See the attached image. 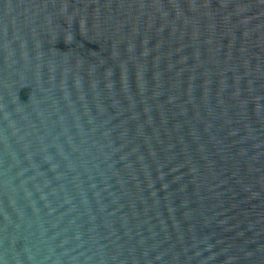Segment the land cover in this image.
I'll return each mask as SVG.
<instances>
[{
	"label": "water",
	"instance_id": "1",
	"mask_svg": "<svg viewBox=\"0 0 264 264\" xmlns=\"http://www.w3.org/2000/svg\"><path fill=\"white\" fill-rule=\"evenodd\" d=\"M0 264H264V0H0Z\"/></svg>",
	"mask_w": 264,
	"mask_h": 264
}]
</instances>
